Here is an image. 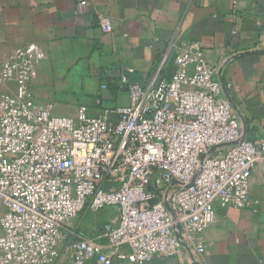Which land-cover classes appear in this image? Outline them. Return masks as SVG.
<instances>
[{"label":"built area","instance_id":"built-area-1","mask_svg":"<svg viewBox=\"0 0 264 264\" xmlns=\"http://www.w3.org/2000/svg\"><path fill=\"white\" fill-rule=\"evenodd\" d=\"M100 28L113 32L112 19L100 17ZM44 58L30 43L0 60V264H55L67 225L105 209L117 223L74 239V264L201 255L215 205H250L264 138L244 136L199 42H181L170 78L162 68L147 85L123 75L130 103L96 116L85 105L71 117L36 103L31 83Z\"/></svg>","mask_w":264,"mask_h":264},{"label":"crops","instance_id":"crops-1","mask_svg":"<svg viewBox=\"0 0 264 264\" xmlns=\"http://www.w3.org/2000/svg\"><path fill=\"white\" fill-rule=\"evenodd\" d=\"M81 1L0 0V60L30 43L45 53L31 83L38 105L52 104L56 114L71 117L83 105L91 116L128 105V91L117 87L123 75L147 85L158 69L164 75L175 64L182 41L199 42L218 68L244 136L264 138V0ZM102 16L112 19L113 32L102 31ZM108 210L99 228L87 221L80 230L67 225L63 254L55 264H74V239L95 237L117 223V212ZM215 210V221L203 234V254L186 249L150 264H264V166L253 174L249 206L217 203Z\"/></svg>","mask_w":264,"mask_h":264},{"label":"rangeland","instance_id":"rangeland-1","mask_svg":"<svg viewBox=\"0 0 264 264\" xmlns=\"http://www.w3.org/2000/svg\"><path fill=\"white\" fill-rule=\"evenodd\" d=\"M105 210H108V209H105ZM103 214H104V211H98V212L83 211L78 215V217H76L74 220L71 221V224L73 228L77 227L78 230H80L81 223H84L87 221L88 224L89 223L94 224L97 228H99L98 226L100 224L99 219H101Z\"/></svg>","mask_w":264,"mask_h":264},{"label":"trees","instance_id":"trees-1","mask_svg":"<svg viewBox=\"0 0 264 264\" xmlns=\"http://www.w3.org/2000/svg\"><path fill=\"white\" fill-rule=\"evenodd\" d=\"M175 70H176L175 64H173V62H172V63H170L169 66L167 67L166 72H164V75H163V76L170 78V77L174 74ZM129 77H130V76H129ZM130 79H131V77H130ZM131 80H133V79H131ZM134 81H135V80H134ZM107 86H108V85H107ZM117 87H119L118 84H117Z\"/></svg>","mask_w":264,"mask_h":264},{"label":"water","instance_id":"water-1","mask_svg":"<svg viewBox=\"0 0 264 264\" xmlns=\"http://www.w3.org/2000/svg\"><path fill=\"white\" fill-rule=\"evenodd\" d=\"M194 264H200L199 262H197V261H194Z\"/></svg>","mask_w":264,"mask_h":264}]
</instances>
